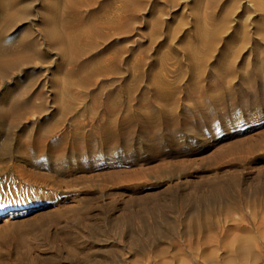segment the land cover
Masks as SVG:
<instances>
[{
    "label": "rangeland",
    "instance_id": "rangeland-1",
    "mask_svg": "<svg viewBox=\"0 0 264 264\" xmlns=\"http://www.w3.org/2000/svg\"><path fill=\"white\" fill-rule=\"evenodd\" d=\"M0 16V264H132L142 242L169 248L151 264H202L235 231L264 242V0H0Z\"/></svg>",
    "mask_w": 264,
    "mask_h": 264
},
{
    "label": "bare ground",
    "instance_id": "bare-ground-1",
    "mask_svg": "<svg viewBox=\"0 0 264 264\" xmlns=\"http://www.w3.org/2000/svg\"><path fill=\"white\" fill-rule=\"evenodd\" d=\"M3 6H1V8H2ZM3 9V8H2ZM2 11V10H1ZM5 11V10H4ZM3 13V12H2ZM1 13V14H2ZM5 15H7V14H5ZM9 15V14H8ZM2 17L4 16V15H1ZM0 16V17H1ZM6 17V16H5ZM9 17V16H8ZM11 18V17H10ZM9 18V19H10ZM54 18V17H53ZM2 20L4 19V17L3 18H1ZM8 19V18H7ZM8 19V20H9ZM13 19V18H12ZM59 20V19H58ZM4 21H6L5 19H4ZM11 21V20H10ZM7 22V21H6ZM5 22V24H7ZM54 21H52V23H53ZM58 22V21H57ZM61 22V21H60ZM1 23L2 22H0V25H1ZM49 23H51V22H49ZM56 24V23H55ZM55 24H53L54 26H55ZM52 25V26H53ZM59 25V24H58ZM54 26L53 27H51L50 28V30L52 29L53 31H51V33H50V36H49V34L46 36L45 34L46 33H48V32H46V33H44V35L46 36V38L49 36L50 38H57L58 39V37L57 36H60V35H57L56 34V30L54 31V29H56V28H54ZM0 27H2V25L0 26ZM4 28V27H3ZM54 28V29H53ZM49 29V28H48ZM47 31H49V30H47ZM59 31V30H58ZM58 31H57V33H58ZM50 32V31H49ZM60 32V31H59ZM58 34H60V33H58ZM62 35V34H61ZM46 38H45V40H46ZM49 38V39H50ZM69 38H71V37H68L67 39H66V41L67 42H69V41H71L72 39H69ZM49 39H47V44L49 43L48 41H49ZM60 39H62L61 41L63 42V36L60 38ZM71 42H73V41H71ZM45 43H46V41H45ZM53 43H54V40H53ZM65 43V42H64ZM39 44V43H38ZM60 44V43H59ZM58 44V45H59ZM68 44V43H67ZM50 45V44H49ZM57 45V47H58V49L60 48V47H62L61 45L60 46H58ZM63 45V44H62ZM21 46V45H20ZM64 46V45H63ZM67 45H65V47H66ZM70 46H71V44H70ZM73 46V45H72ZM25 47V46H24ZM34 47V46H33ZM42 47V46H41ZM52 47V46H51ZM65 47L63 48V49H61V51H63L64 49H65ZM26 48V47H25ZM67 48V47H66ZM20 49V48H19ZM18 49V50H19ZM56 49V48H55ZM17 50V51H18ZM7 51V50H6ZM26 51H27V49H26ZM60 51V50H59ZM61 51H60V53H61ZM68 51V50H67ZM21 53L23 52L22 50L20 51ZM19 52V53H20ZM28 52H29V50H28ZM35 52V51H34ZM65 53H66V49H65V51H64ZM14 53V52H13ZM29 53H31V52H29ZM1 54V53H0ZM5 54V53H4ZM64 54V53H63ZM2 55V54H1ZM16 55V54H15ZM18 55H20V54H18L17 53V56ZM33 55H37V54H33ZM32 55V56H33ZM65 55V54H64ZM17 56H16V58L15 59H17ZM22 56V55H21ZM31 56V57H32ZM28 56H27V54H26V57L25 58H27ZM31 57H28L29 59L31 58ZM36 57V56H35ZM37 58V57H36ZM1 59V58H0ZM2 59H3V57H2ZM32 59V58H31ZM39 59V58H38ZM10 61V60H9ZM17 61V60H16ZM20 62V61H19ZM1 63H2V61H1ZM1 63H0V65H1ZM7 63H8V61H7ZM12 64H14L15 65V63L14 62H11ZM16 63H18V62H16ZM3 64V63H2ZM12 64H9L11 67L13 66L14 67V65H12ZM8 64H7V66H9ZM3 67H4V65H3ZM5 68V67H4ZM9 68V67H8ZM2 70H4V69H1L0 68V73L2 74L4 71H2ZM3 75H4V73H3ZM19 99V98H18ZM15 104H16V102H15ZM14 104V105H15ZM12 106V105H11ZM27 106V105H26ZM28 106L30 107L28 110H30L31 108H34L33 106L31 107L29 104H28ZM18 107H19V105H18ZM18 107H15L16 109L18 108ZM11 108V112H14V115L13 116H11L12 115V113H11V115H10V113L9 114H7V112L8 111H6L7 109H2V110H5L4 112L7 114V116L9 115V116H11V117H13V118H9V120H11L12 121V119L13 120H18V119H24L27 115L25 114V113H27L26 111H23V112H25L24 113V115H25V117H23V114H21L19 111H17V112H19V113H17L16 112V114H15V110L13 111V108L12 107H10ZM10 108H8V109H10ZM20 108V107H19ZM18 108V109H19ZM23 107H21V109H22ZM20 110V109H19ZM24 110V109H23ZM3 112V111H2ZM37 112V111H36ZM1 113V112H0ZM4 113V114H5ZM40 113V112H39ZM36 114V113H35ZM32 115H34V113L32 114ZM7 116H6V118L5 119H7ZM8 116V117H9ZM21 117H23V118H21ZM2 119V118H1ZM26 119V118H25ZM24 119V120H25ZM27 120V119H26ZM7 121V120H6ZM20 121V120H19ZM9 122V121H8ZM20 122H22V121H20ZM6 145V144H5ZM219 193H220V191H218ZM216 193V192H215ZM214 194V193H213ZM213 196V195H212ZM217 198V197H216ZM260 200V199H259ZM221 204V203H220ZM249 204V203H248ZM222 205V204H221ZM253 205V204H252ZM255 206V205H254ZM217 207V206H216ZM215 207V208H216ZM220 207V206H219ZM227 207V206H226ZM260 207V206H259ZM249 208V207H248ZM207 209V208H206ZM226 209H228V208H226ZM213 211V210H212ZM239 211V210H238ZM211 212V211H210ZM225 212H227V211H225ZM224 212V213H225ZM206 214V213H205ZM218 214V213H217ZM239 214V213H238ZM203 215V214H202ZM207 215V214H206ZM221 215V214H220ZM234 215V214H233ZM244 215V214H243ZM243 215H242V217H243ZM205 216V215H204ZM226 216V215H225ZM228 216V215H227ZM252 216H253V214H252ZM200 217V216H199ZM212 217V216H211ZM198 218V217H197ZM239 218V217H238ZM241 218V217H240ZM191 219V218H190ZM204 219V218H203ZM203 219H201L200 218V220L202 221ZM205 219H206V217H205ZM227 219V218H226ZM254 219V218H253ZM192 220V219H191ZM200 220H197L196 219V221L195 222H193V224L191 223L190 224V220H189V224L188 225H191V226H189V227H187V229L185 228V232H187V234L189 235V239L187 240V241H185L184 243H186V244H184L185 246V248H186V250H185V252H190V251H193L194 249L195 250H200V249H198L199 248V246H201V245H203L201 242H202V239H201V242L199 241V237H201L200 236V234H201V232H202V234H203V232L204 231H202V230H207V233H208V227H203V225H200V223H199V221ZM246 220V219H245ZM255 220V219H254ZM229 221V220H228ZM234 221H235V219H234ZM238 221V220H237ZM236 221V222H237ZM253 221V220H252ZM256 221V220H255ZM192 222V221H191ZM231 222V221H230ZM209 223V222H208ZM212 223V222H211ZM187 224V223H186ZM240 224V223H239ZM206 225V224H205ZM228 225H230V224H228ZM219 226V225H218ZM217 227V226H216ZM249 227V226H248ZM230 229V228H229ZM239 229V228H238ZM262 229H264V228H262ZM261 229V230H262ZM231 230V229H230ZM230 230H227V231H229L230 232ZM237 230V229H236ZM246 230H248L249 231V229H246ZM232 231H234V229H232ZM240 230H238V232L237 231H235L234 233H233V235L231 234V235H228L227 237H229L230 236V238H225L226 239V242H225V240L222 242L223 243V246H222V248H223V250H221V251H224V250H227L226 252H224V254H223V256L222 257H220V258H217V257H211V256H207V255H209V254H211L212 256H214V254L216 253V250H218V249H216V248H209L208 249V247L206 248L205 247V249H207L208 251L207 252H205V251H203L204 252V254H205V257H202L203 259H204V261H203V263L202 264H256V263H258V262H260V263H258V264H264V252L263 251H258V250H256V248H257V246H259L260 245V247L261 248H263L262 250H264V242H260L261 240H259L260 239V236L259 235H248L249 233L247 232V235H244V230L241 232H239ZM179 232V231H178ZM184 232V233H185ZM219 232V231H218ZM222 232V231H221ZM256 232V231H255ZM258 232V231H257ZM149 233V232H148ZM177 233V232H176ZM225 233H227V232H225ZM246 233V232H245ZM262 233H264V232H262ZM152 234H154V233H152ZM201 234V235H202ZM206 234V233H205ZM252 234H254V233H252ZM257 234V233H256ZM259 234V233H258ZM150 235V234H149ZM163 235H165V234H163ZM208 235V234H207ZM210 235V234H209ZM225 235V234H224ZM262 235V234H261ZM215 236V235H214ZM163 237V236H162ZM178 237V236H177ZM182 237V236H181ZM188 237V236H187ZM211 237H212V235H211ZM224 237V236H223ZM159 238V237H158ZM164 238V237H163ZM170 238V237H169ZM208 238V237H207ZM217 238V237H216ZM262 238H264L263 236H262ZM261 238V239H262ZM135 239V238H134ZM224 239V238H223ZM152 240V239H151ZM208 240V239H207ZM217 240V239H216ZM133 241V240H132ZM154 241V240H153ZM171 241V240H170ZM219 241V240H218ZM263 241V240H262ZM214 242V241H213ZM152 243V242H151ZM172 243V242H171ZM182 243H183V241H182ZM182 243H180V244H182ZM211 243H212V240H211ZM257 243H260V244H257ZM140 244V245H139ZM138 244V247H136L135 248V250L137 251V253L135 254V253H133L134 254V256H133V259H132V264H151V262L152 261H150V260H152L156 255H159L160 256V254H164V252H168L169 251V248H168V246L167 247H160V246H151V244L150 245H148L147 244V242H142V243H139ZM177 244V243H176ZM204 244H206V243H204ZM207 244H209V242L207 243ZM155 245V244H154ZM173 245V244H172ZM178 245H179V243H178ZM211 245H213V244H211ZM210 245V246H211ZM137 246V245H136ZM180 246H182V245H179V246H176V247H174V250H176L175 248H178V251L179 250H181L182 248L180 247ZM205 246V245H204ZM207 246V245H206ZM209 246V245H208ZM209 246V247H210ZM212 247V246H211ZM219 247V246H218ZM181 248V249H180ZM204 247H202V249H203ZM167 249H168V251H167ZM221 249V248H220ZM173 250V249H172ZM182 250H184V248L182 249ZM204 250V249H203ZM171 251V250H170ZM177 251V250H176ZM177 251V252H178ZM176 252V253H177ZM181 252V251H180ZM194 252V254H192V253H190V254H192V256H194L195 255V251H193ZM199 252V251H198ZM169 253V252H168ZM172 254H173V252H171ZM174 253H175V251H174ZM175 253V254H176ZM182 253L184 254V252L182 251ZM154 255V257H151V255ZM178 254V253H177ZM176 254V255H177ZM190 254L188 255L189 257H190ZM197 254V253H196ZM203 254V255H204ZM166 255H168V254H166ZM181 255V254H180ZM185 255H186V253H185ZM197 255H199V254H197ZM163 256V255H162ZM173 256V255H172ZM171 256V257H172ZM184 256V255H183ZM187 256V257H188ZM191 256V257H192ZM200 256V258H201V254L199 255ZM217 256V255H216ZM182 257V256H181ZM123 258V257H122ZM163 258V257H162ZM162 258H159V260L160 259H162ZM194 258L195 257H193V259H191V260H194ZM155 259H156V257H155ZM165 259H166V257H165ZM180 259V256H179V258L177 259V260H179ZM146 260V263L144 262ZM154 260V259H153ZM164 260V259H163ZM201 260V259H200ZM189 261V260H188ZM186 262V259H185V257H183L182 259H181V263L180 264H188V263H190V262ZM144 262V263H143ZM160 262V261H159ZM158 262V263H159ZM193 262V261H192ZM152 263H155V262H152ZM161 263V262H160ZM162 263H164L163 261H162ZM197 262H193V263H190V264H196ZM157 264V263H156ZM165 264H167V261L165 262ZM199 264H201V263H199Z\"/></svg>",
    "mask_w": 264,
    "mask_h": 264
}]
</instances>
